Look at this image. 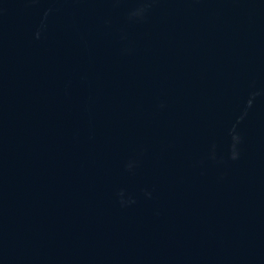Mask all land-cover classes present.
I'll return each mask as SVG.
<instances>
[{"label": "water", "instance_id": "obj_1", "mask_svg": "<svg viewBox=\"0 0 264 264\" xmlns=\"http://www.w3.org/2000/svg\"><path fill=\"white\" fill-rule=\"evenodd\" d=\"M0 264H264V0H0Z\"/></svg>", "mask_w": 264, "mask_h": 264}]
</instances>
